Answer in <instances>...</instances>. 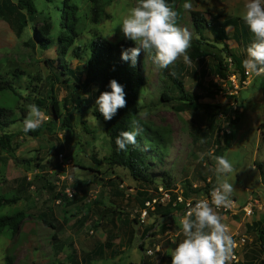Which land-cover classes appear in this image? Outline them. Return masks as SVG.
Returning a JSON list of instances; mask_svg holds the SVG:
<instances>
[{
  "label": "rangeland",
  "instance_id": "obj_1",
  "mask_svg": "<svg viewBox=\"0 0 264 264\" xmlns=\"http://www.w3.org/2000/svg\"><path fill=\"white\" fill-rule=\"evenodd\" d=\"M187 2L191 4L188 10L183 8L185 0H177L175 6L179 5L178 12H181L179 26L188 29L192 42L199 36L193 26L191 11L200 12L206 22L211 21L214 15L220 17L219 21L227 16L240 19L239 13L245 0ZM33 3L39 13L34 27L48 24L50 35L56 36L64 11L62 0H33ZM71 3L77 6L79 18L77 44L89 41L95 33L111 43L126 40L117 25L136 0H114L106 9L110 18L97 25L90 23L87 17L89 0H72ZM225 29L229 38L225 45L240 59L242 66L245 49L253 37L243 21L236 37L233 36V27ZM30 34L27 28L22 39H18L8 23L0 18V81L10 79V73L18 75L20 82L16 84L22 87V98L30 99L19 101L11 117L14 122L0 129V135H12L11 148L14 150L10 155L0 149V195L14 194L18 198L15 204L0 208V215L13 211H22L26 215L12 239L6 233L0 235V264H4L8 254L14 257L15 264H84V259L88 260L99 245L108 241L110 249H105L104 255L95 260L91 258L90 264L139 263L142 260V251L138 247L141 242L140 228L144 226L135 224L133 219L141 201L155 185L139 184L127 169L110 168L105 162L98 164L93 160L95 157L101 161L109 154L108 138L102 124L89 113L75 112L71 129L63 128L58 122H50L49 118L34 132V136L20 131L19 126L28 112L27 106L35 104L32 100L38 97L35 92L41 88L40 81L34 78L45 80L47 87H42L45 94L50 85L46 78L49 69L44 60L56 57L53 48L43 51L26 47L23 41ZM202 36L201 49L219 55L230 74L227 81H222L213 72L209 59L191 61L190 64L180 59L170 66L183 82L185 91L198 97L189 109H184L177 99L170 102L161 99L166 87H170L167 69L162 75L160 69L142 53L144 86L139 114L147 112L148 115L141 118L138 114V119L151 130L164 134L169 141L167 154L159 163L153 164L149 172L155 178L167 174L170 188H181L185 197L197 196L201 193L197 189L204 187L207 180L213 186L216 183L215 162L209 153L225 156L233 164V173L227 176L234 187L231 197L241 205L249 196L260 203V208L254 210L252 217L239 216L238 220L246 228L239 236L253 239L256 262L253 260L252 264H258L259 244L255 230L251 229L255 228V223H264V77L251 76L249 84L242 86L239 73L234 71L223 51V44L215 43L209 29L202 31ZM65 62L70 69L81 63L71 57L70 52ZM58 64L56 61L55 65ZM234 73L236 85L229 79ZM27 87L29 91L25 90ZM63 96L64 92L60 90L57 99ZM39 108L42 110L43 107ZM218 114H222L223 118H219ZM201 139L205 142L201 143ZM59 155L63 157L62 162ZM155 180L159 182L158 178ZM114 184L122 193L117 194L112 189ZM68 189L74 190L73 198L66 196ZM143 192L144 196L139 195ZM166 209L168 228L179 233L175 237L176 243H179L183 239L178 225L177 215L180 212ZM40 216L53 224L55 230L44 226ZM226 218H230V222L234 220V217ZM166 229L165 220L160 221V230L164 232ZM165 245L168 247L170 241L167 240ZM120 247H125L121 254H111V250L116 252ZM148 248L154 250L146 241L143 249ZM118 257L122 259L120 263L116 262ZM152 258L153 264H168L167 254ZM159 258L161 261H158Z\"/></svg>",
  "mask_w": 264,
  "mask_h": 264
},
{
  "label": "trees",
  "instance_id": "obj_2",
  "mask_svg": "<svg viewBox=\"0 0 264 264\" xmlns=\"http://www.w3.org/2000/svg\"><path fill=\"white\" fill-rule=\"evenodd\" d=\"M113 1L89 0L90 9L87 17L90 23L97 25L104 20H108L110 16L106 9ZM176 1L166 0L170 6L178 11L179 5L178 7L175 6ZM71 2L72 0H62L64 11L63 15H61V28L56 36L50 35L51 27L48 24L41 28L34 27L33 23L39 13L33 0H2L0 3V18H3L8 23L18 39H22L27 28L30 29V36L26 41H23L26 47L39 48V50L43 51L53 48L56 56L55 59L44 60L46 68L49 69V75L46 77L50 85L49 90L47 91L46 89L45 94H43L45 88L42 87H47L45 80H41L39 77L34 78L40 81L41 88L35 92L38 97L33 98L32 102L38 107H43L42 110L51 118L50 122H58L63 128L68 129L72 128L75 112L81 114L89 113L102 124L109 143L108 156L101 161L93 157L95 162L98 164L105 162L110 168H125L132 179L139 184H154V188L157 184H162L166 188L171 187L166 181L168 179L167 174L156 177L159 179V182H156V178L150 175L151 173L149 172L152 165L159 163L167 154L169 141L164 134L151 130L144 122L140 121L143 132L137 137L136 145H129L127 151H120L115 144V139L119 132L130 130L129 123L131 118L133 116L138 118L140 112V95L144 86V78L141 71L143 65L142 54L138 57L136 65L132 66L130 62L123 61L120 58L122 48L135 46L132 41L123 40L118 43H111L97 33L93 34L89 41L77 44L79 18L77 16V6ZM190 15L194 29L199 36L198 40L194 39L191 42L190 52L188 53L190 60L209 59L213 72L222 81L228 80L230 71L225 61L219 55L201 49L202 31L209 29L215 43L223 44V51L230 60L231 65L234 66V71L239 73V82H242L244 79V66L240 65V59L225 45V42L229 39L225 28L233 27V36L236 37L238 27H240L242 21L237 17L228 16L224 20L219 21L220 17L214 15L211 21L206 22L200 12L191 11ZM239 35L245 34L239 33ZM75 44L77 45L74 46ZM68 52H70L71 57L81 61L73 69H70L65 62ZM83 56H85V60ZM56 61L59 62L57 66L55 65ZM165 71V69H160L162 75ZM167 72L169 74L170 87H166L167 90L162 93L161 99L165 102L177 99L182 102L184 109L192 108V104L197 101L198 97L192 96L185 91L183 82L170 67L167 68ZM9 77L10 79L5 78L0 81V129H5L14 122L11 117L19 101H30L29 97L22 98L23 96L20 93L22 87L16 84L20 82L18 75L10 73ZM112 79L124 86L127 105L125 108L119 109L112 120L105 121L103 116L97 111L94 102L100 92L110 91L108 83ZM25 90L29 91L28 87ZM60 90L64 92V96L58 100L57 93ZM23 111L21 109L22 113ZM34 132L36 133L37 131L30 132L29 135L34 136ZM11 143V134L3 133L0 135V149L10 155L14 151L11 148ZM213 187V184L209 183L197 189V191L198 193L201 192L199 194L201 195L202 193H208ZM112 189L117 194L122 193L115 184ZM144 193H139V195L144 196ZM144 199L140 203V208L143 206ZM17 201L18 198L14 194L0 195V208L15 204ZM166 208L158 207L155 213H159L163 209L168 211ZM25 219L26 215L22 211H13L9 214L0 215V235L6 233L11 237L9 239H12ZM40 220L44 226L55 230L56 227L43 216H40ZM133 222L135 224L138 223L137 216H134ZM253 225H255L259 243L260 259L258 264H264V223H255ZM110 246L111 243L109 241L102 246L99 245L97 250L88 257V260L84 259V264H90L91 258L95 260L103 256L104 250L110 249ZM139 248L143 250V243L139 244ZM112 254H115V252ZM168 261L170 260L168 259ZM4 264H15L14 257L8 254L4 259Z\"/></svg>",
  "mask_w": 264,
  "mask_h": 264
},
{
  "label": "clouds",
  "instance_id": "obj_3",
  "mask_svg": "<svg viewBox=\"0 0 264 264\" xmlns=\"http://www.w3.org/2000/svg\"><path fill=\"white\" fill-rule=\"evenodd\" d=\"M183 8L188 10L191 4L185 0ZM179 16V12L166 0H136L117 25L123 38L135 45L122 48L121 60L135 66L143 53L158 69H167L180 59L190 64L188 50L192 35L187 28L179 26ZM239 16L253 37L245 49L243 66L250 75L264 77V0H245ZM108 88L110 91L100 92L94 102L105 121L112 120L118 110L127 105L123 85L112 79ZM27 108V115L19 126L23 133L36 131L50 118L35 104H29ZM147 115V112L139 114L141 118ZM129 128L120 131L115 139L120 151L136 145L137 137L143 132L136 116L131 118ZM200 142L205 141L201 139ZM209 156L215 162V186L209 193L210 199H195V203H189L187 210L178 218L183 239L179 243L173 241L175 247L167 251L171 264H230L233 259L236 242L229 226L216 211L232 204L230 197L234 187L227 176L233 173V164L225 156L211 153ZM200 158L203 159V154Z\"/></svg>",
  "mask_w": 264,
  "mask_h": 264
},
{
  "label": "built area",
  "instance_id": "obj_4",
  "mask_svg": "<svg viewBox=\"0 0 264 264\" xmlns=\"http://www.w3.org/2000/svg\"><path fill=\"white\" fill-rule=\"evenodd\" d=\"M229 63L231 64L230 60ZM252 75H250L246 69L244 68L243 77L244 80L241 82L242 86H246L249 84V80ZM233 84H237L235 73L229 78ZM219 118H223L222 114H218ZM227 133V132H226ZM60 161L62 162V155H59ZM210 181L207 180V184ZM183 190L181 188H166L162 184H157L156 187L148 192V195L144 199L143 206L135 211V216H137L138 224L141 226L150 225L155 222L156 218V209L159 208H172L174 211L179 210L180 217L187 210V206L189 203H195V199L207 197L210 199L209 193H202L201 195L185 197L183 196ZM65 194L68 198H73L74 190L68 189L65 191ZM232 200V204L228 208H219L216 209L217 213L220 216L224 217H233V216H243L244 218H250L254 214V210L260 208V203L253 198V196H249L244 205L240 206L237 204L236 200L230 197ZM151 221V222H150ZM233 239L236 242V247L233 252V259L230 261V264H240L241 260L238 256V251L240 248L244 247L249 239L247 236H239V234H232ZM158 252L156 249L152 250L150 248L143 250V253L147 257H151Z\"/></svg>",
  "mask_w": 264,
  "mask_h": 264
},
{
  "label": "crops",
  "instance_id": "obj_5",
  "mask_svg": "<svg viewBox=\"0 0 264 264\" xmlns=\"http://www.w3.org/2000/svg\"><path fill=\"white\" fill-rule=\"evenodd\" d=\"M237 204L242 206L240 203H237ZM165 212H167V211L163 210V211H160L159 213H156L155 222L150 224L151 226H153L152 229L149 228L150 225H146V226H144V228H140L141 229V233L139 236V238L141 239L140 244L143 243V247H144L145 242L148 241L150 246H152L154 249H156V250L159 249V251L156 252L155 255H153V256H163L164 254H167L168 249L171 248L172 244H174L173 241H175V239L179 235V233L176 230H171L170 228H168V227H170V225L167 224L169 219H165V215H166ZM177 216H178V218L180 217V215H177ZM175 217H176V215H175ZM233 217H234V220L230 222V218H226V217L221 216L223 222L229 226L231 234H236V233L243 234L246 231V228H243L240 225V223L238 222L239 215L233 216ZM162 220H165L166 227H167V229L164 232H162L160 230V221H162ZM251 224H253V222ZM138 227L139 226H137V228ZM251 230L253 231V230H255V228L254 229L252 228ZM255 234H256V231H255ZM167 240L170 241V245L168 247H166V245H165L167 243ZM256 244L257 243H255L254 245H256ZM252 245H253V239L250 238L249 242L244 247L239 249L238 256L241 260L240 264H252L253 260H254L253 261L254 263L256 262L255 261L254 247ZM138 247H139V245H138ZM124 250H125V247H120L119 250H117L116 252L111 250V254L114 252H115V254H121V252ZM143 250H141L142 251V260L139 263H134V264H140V263L141 264H153V262L151 260V259H153L152 258L153 256H151V257L145 256L143 253ZM164 252H166V253H164ZM159 253H161V254H159ZM167 256H168V259L170 260V261H168V264H171V257L168 254H167ZM120 258L118 257L116 259V262L120 263L122 261V259L120 260ZM158 261H161V259L159 258ZM129 264H133V263H129Z\"/></svg>",
  "mask_w": 264,
  "mask_h": 264
}]
</instances>
